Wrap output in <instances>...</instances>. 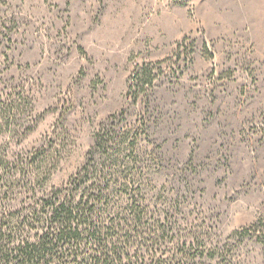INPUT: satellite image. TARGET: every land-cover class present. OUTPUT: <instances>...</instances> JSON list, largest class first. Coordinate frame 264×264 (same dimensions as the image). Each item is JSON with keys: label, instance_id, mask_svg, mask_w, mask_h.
<instances>
[{"label": "rangeland", "instance_id": "374dc122", "mask_svg": "<svg viewBox=\"0 0 264 264\" xmlns=\"http://www.w3.org/2000/svg\"><path fill=\"white\" fill-rule=\"evenodd\" d=\"M106 131L153 154L189 264H264V0H0L14 187H71Z\"/></svg>", "mask_w": 264, "mask_h": 264}, {"label": "trees", "instance_id": "16d2710c", "mask_svg": "<svg viewBox=\"0 0 264 264\" xmlns=\"http://www.w3.org/2000/svg\"><path fill=\"white\" fill-rule=\"evenodd\" d=\"M99 161L71 187H14L0 153V264H189L196 238L150 195L151 152L126 134L101 132ZM84 186V187H82Z\"/></svg>", "mask_w": 264, "mask_h": 264}]
</instances>
